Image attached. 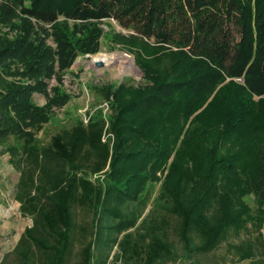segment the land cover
<instances>
[{"label":"trees","instance_id":"obj_1","mask_svg":"<svg viewBox=\"0 0 264 264\" xmlns=\"http://www.w3.org/2000/svg\"><path fill=\"white\" fill-rule=\"evenodd\" d=\"M106 18L163 45L156 75L41 138ZM0 154L30 218L0 264H264V0H0Z\"/></svg>","mask_w":264,"mask_h":264},{"label":"rangeland","instance_id":"obj_2","mask_svg":"<svg viewBox=\"0 0 264 264\" xmlns=\"http://www.w3.org/2000/svg\"><path fill=\"white\" fill-rule=\"evenodd\" d=\"M105 31L114 32L110 40L107 41L101 50L89 56L78 57L71 67V71L63 78L65 89L72 95L68 104L56 111V119L44 126V131L38 135L46 140L62 127H69L76 116H80L83 120H87L92 113V104L97 100L96 94L89 86H100L109 82H121L125 77H130L132 84L141 83L143 69L155 74L154 66L151 62L153 51L159 50L162 54L166 52L162 48L163 45L158 44V40L148 39L138 33L131 32L127 27L117 24L112 18H106L103 22ZM236 38L238 34L235 33ZM100 54L113 55L110 61H103L102 66L93 64L94 57ZM160 55V56H161ZM96 60V59H95ZM168 58V63H170ZM131 63V65H130ZM167 63V64H168ZM165 63L163 68L167 66ZM124 66V67H123ZM143 83V82H142ZM35 99L38 103L43 102V98L36 95ZM98 101V103H100ZM102 101L99 107L102 113L107 117L108 110L104 112ZM105 119V118H104ZM84 122V121H83ZM86 123V122H84ZM106 124V120H105ZM232 142V136L230 137ZM17 172L8 163L7 155L0 154V249H10L16 242L19 234L24 228L30 224V218L22 216L18 211V202L13 197L14 184L17 180ZM255 236L256 231L253 228L242 232L240 239L244 236ZM226 244L221 245L211 253L207 259V263L203 264H246L238 263L227 254ZM206 259H204L206 261ZM174 264H192L188 262Z\"/></svg>","mask_w":264,"mask_h":264},{"label":"built area","instance_id":"obj_3","mask_svg":"<svg viewBox=\"0 0 264 264\" xmlns=\"http://www.w3.org/2000/svg\"><path fill=\"white\" fill-rule=\"evenodd\" d=\"M103 107H104V112H105L106 110H108V104H107V103H104V104H103ZM83 121H84V122H87V119L84 117V118H83ZM107 127H108V122H107V120H106V124H105V128H104V132H103V135H102V140H106L108 136H110V137L112 138V135H111L110 133L105 132V129H106ZM111 143H112V140H111Z\"/></svg>","mask_w":264,"mask_h":264},{"label":"bare ground","instance_id":"obj_4","mask_svg":"<svg viewBox=\"0 0 264 264\" xmlns=\"http://www.w3.org/2000/svg\"><path fill=\"white\" fill-rule=\"evenodd\" d=\"M113 58H114L113 55L100 54V55L94 57V60L96 59V60H102V61H110V60H112ZM114 59H115V58H114ZM130 65H131V63H130ZM123 67H124V66H123Z\"/></svg>","mask_w":264,"mask_h":264},{"label":"water","instance_id":"obj_5","mask_svg":"<svg viewBox=\"0 0 264 264\" xmlns=\"http://www.w3.org/2000/svg\"><path fill=\"white\" fill-rule=\"evenodd\" d=\"M87 56H89V55H87ZM93 64H94L95 66H102V65H103V61H102V60H94V61H93Z\"/></svg>","mask_w":264,"mask_h":264},{"label":"crops","instance_id":"obj_6","mask_svg":"<svg viewBox=\"0 0 264 264\" xmlns=\"http://www.w3.org/2000/svg\"><path fill=\"white\" fill-rule=\"evenodd\" d=\"M28 225H29V224H28ZM28 225H27V226H28Z\"/></svg>","mask_w":264,"mask_h":264}]
</instances>
